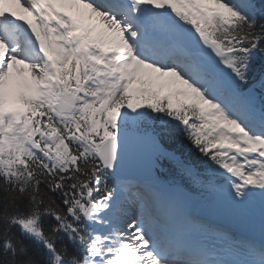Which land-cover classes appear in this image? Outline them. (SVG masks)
<instances>
[{
    "label": "snow or ice",
    "instance_id": "obj_1",
    "mask_svg": "<svg viewBox=\"0 0 264 264\" xmlns=\"http://www.w3.org/2000/svg\"><path fill=\"white\" fill-rule=\"evenodd\" d=\"M0 264H264V0H0Z\"/></svg>",
    "mask_w": 264,
    "mask_h": 264
}]
</instances>
